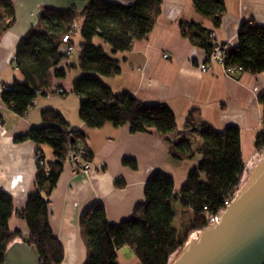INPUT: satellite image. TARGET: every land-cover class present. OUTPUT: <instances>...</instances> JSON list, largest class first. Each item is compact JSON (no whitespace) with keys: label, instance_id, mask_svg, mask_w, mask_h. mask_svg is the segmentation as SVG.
<instances>
[{"label":"trees","instance_id":"trees-1","mask_svg":"<svg viewBox=\"0 0 264 264\" xmlns=\"http://www.w3.org/2000/svg\"><path fill=\"white\" fill-rule=\"evenodd\" d=\"M193 6L204 20L219 27L226 9L224 0H193ZM162 0H88L81 27L75 8L44 9L35 26L20 39L14 64L24 77L10 89L4 87L3 103L19 116H25L40 96L49 93L65 95L62 88L53 89V80L66 78L73 67L81 75L73 80V91L80 98V118L93 129L107 123L115 127L129 125L132 133L156 135L169 146L170 156L178 161L191 160L197 154L201 160L191 169L178 196L183 207L191 209L192 217L184 236L174 226L176 210L172 203L175 194L174 177L164 170H156L145 186V199L129 218L112 223L103 203L86 208L80 217V234L87 247L84 264H120L119 249L130 246L139 264H169L174 253L182 249L194 231L208 227L209 214H219L229 196H237L246 167L241 149L240 128L231 125L217 130L200 119L197 111L189 115L184 130L199 131L201 138L193 146L189 137L177 133L173 110L165 103H147L130 92L116 94L106 79L121 72L118 52L129 51L136 40L146 38L161 15ZM15 19V6L10 0H0V41ZM79 27V28H78ZM182 34L209 55L215 46L214 32L203 24L182 21ZM80 32L82 42L78 63L69 62L64 55L63 37L75 47V35ZM101 39L104 44L96 43ZM106 45L109 49L106 48ZM65 67H62V64ZM225 67L240 66L242 72L258 75L264 71V26L253 19L241 22L236 44H229L224 56ZM263 111V128L256 138V150L264 152V92L259 97ZM44 127L32 128L16 137L17 142L33 141L37 146L35 185L37 190L27 199L25 208L17 211L11 195L0 191V264H4L9 247L19 241L32 247L39 255V264H62L64 246L54 234L49 222L50 197L57 186L70 154L81 155L91 162L93 154L86 144V134L71 129L64 116L48 109L43 112ZM180 135V136H179ZM53 150V160L46 161L42 147ZM123 164L138 168L133 158ZM121 180L117 187H123ZM16 214L27 225V233L11 230L9 222Z\"/></svg>","mask_w":264,"mask_h":264},{"label":"crops","instance_id":"crops-1","mask_svg":"<svg viewBox=\"0 0 264 264\" xmlns=\"http://www.w3.org/2000/svg\"><path fill=\"white\" fill-rule=\"evenodd\" d=\"M15 6V19L0 41V120L6 129L0 134V191L12 196L17 211L25 208L29 195L37 190V146L31 141L17 142L16 137L27 134L32 128L46 125L43 112L53 109L61 113L71 129L86 134V144L93 154L92 171L85 175L75 164L64 165L59 182L53 190L49 205V222L54 234L64 246L62 264H84L87 247L80 234V217L89 206L101 202L112 223L129 218L135 207L145 199V186L156 170H164L175 180L172 203L177 214H190L182 206L178 192L192 168L198 165L201 155L193 160L197 164L177 180L181 162L173 159L168 144L156 135L132 133L129 125L115 127L107 123L102 128H89L80 118V98L73 91V80L81 75L78 67L68 71L66 78L53 80V89L62 88L65 95L49 93L40 96L29 113L19 116L2 100L5 86L24 80L15 67L14 58L21 37L38 22L46 8H75L83 14L88 0H10ZM126 3L131 0H118ZM226 13L219 27L204 20L193 6V0H162L161 15L153 30L144 39L136 40L126 52L114 57L121 61V72L106 82L116 94L130 92L147 103H165L176 116L177 133L189 137L193 146L201 138L200 130L185 131L192 111L217 130L235 125L240 128L241 149L247 175L256 150V138L263 128V111L259 97L264 92V71L258 75L249 72L228 77L223 65L211 63L203 72L200 68L208 54L195 46L182 34V21L203 24L215 32L217 40L236 44L241 22L253 19L264 26V0H224ZM98 43L104 44L101 39ZM106 48L109 47L106 45ZM168 54V58L164 55ZM65 67V64H62ZM180 136V135H179ZM46 161L53 160V150L42 147ZM261 157V156H260ZM124 158H133L138 168L123 164ZM192 160V159H191ZM189 161V160H184ZM121 180L123 187H117ZM11 230L27 233V225L16 214L9 222Z\"/></svg>","mask_w":264,"mask_h":264},{"label":"water","instance_id":"water-1","mask_svg":"<svg viewBox=\"0 0 264 264\" xmlns=\"http://www.w3.org/2000/svg\"><path fill=\"white\" fill-rule=\"evenodd\" d=\"M251 172L230 206L202 231L189 235L187 244L169 264H264V152L255 154ZM38 253L16 241L4 264H39Z\"/></svg>","mask_w":264,"mask_h":264},{"label":"built area","instance_id":"built-area-1","mask_svg":"<svg viewBox=\"0 0 264 264\" xmlns=\"http://www.w3.org/2000/svg\"><path fill=\"white\" fill-rule=\"evenodd\" d=\"M211 37L215 41V46H214L213 50L211 51V53L208 55L207 61L200 65L201 70L203 72H205L210 68L211 63H220L221 65H223L226 75L228 77L235 78L236 74L241 73L243 71V68L240 66H236V67H225L224 66L225 51L227 50L229 43L218 41L215 32H213L211 34ZM69 41H70L69 35H65L63 37L64 46H62L60 49L61 52L67 56L71 55L74 51V46L68 44ZM164 57L168 58L169 56H168V54H165ZM7 89L9 90L10 87L8 86ZM5 133H6V129L3 125V122L0 120V134H5ZM39 158L40 157L37 154L36 155V163L43 165L44 162L42 160H40ZM67 161L75 164L76 165L75 168L77 171H79L85 175L91 174L92 163L83 161L80 154H78V155L70 154L69 157L67 158ZM234 199H235V195L229 196L224 202V209L221 211H224L228 206H230ZM205 211H206V214L208 216V225L211 224L212 221H215L217 219V217H219V215L221 214V213H219L217 215L209 214L207 212V208H205Z\"/></svg>","mask_w":264,"mask_h":264},{"label":"rangeland","instance_id":"rangeland-1","mask_svg":"<svg viewBox=\"0 0 264 264\" xmlns=\"http://www.w3.org/2000/svg\"><path fill=\"white\" fill-rule=\"evenodd\" d=\"M83 22H84V15L79 13V17L77 20V24L79 25V27L82 26ZM74 39H75V47H74L73 54L69 60V62L72 64L78 63V56H79L80 51H81L80 44L82 42L80 32H78L75 35ZM96 43H98L97 40H96ZM194 159L195 158H193L192 160L183 161V162L179 161V162L183 163V164H181L179 170L177 171V180H179V182H180V178H178V177H180V175L183 174V171L185 170V168L187 170L189 169V165H191V161H192V164L193 163L197 164V163H195V161L193 162ZM68 163H70V162H68ZM191 217H192L191 212L189 215L188 214L184 215L183 212L179 213V211H178L177 220H176L175 224L178 227V229L180 230V236H184V234L186 232V228L190 224ZM118 254H119V263L120 264H139V261H138L134 251L132 250V248L130 246L122 247L121 249H119Z\"/></svg>","mask_w":264,"mask_h":264}]
</instances>
